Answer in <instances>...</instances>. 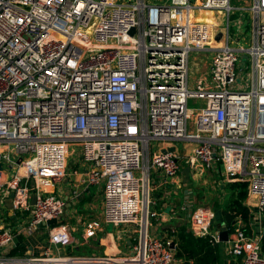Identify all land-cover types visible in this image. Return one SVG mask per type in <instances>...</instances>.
<instances>
[{
  "label": "built area",
  "instance_id": "1",
  "mask_svg": "<svg viewBox=\"0 0 264 264\" xmlns=\"http://www.w3.org/2000/svg\"><path fill=\"white\" fill-rule=\"evenodd\" d=\"M240 9L249 25L232 18ZM204 12L220 17L199 20ZM178 141L195 145L185 159L193 172L219 164L225 182H248L246 203L259 195L264 213V0H0V219L11 210L28 235L58 220L39 255L13 254L14 229L0 224V264H179L173 239L149 230L150 177L179 175L181 155L162 145ZM77 150L86 171L73 198L81 187L104 194L103 219L84 236L112 225L133 242L126 255L55 253L74 240L61 222L69 197L49 190ZM192 196L181 207L189 229L221 244L215 211ZM228 229L229 257L264 264V232Z\"/></svg>",
  "mask_w": 264,
  "mask_h": 264
},
{
  "label": "crops",
  "instance_id": "2",
  "mask_svg": "<svg viewBox=\"0 0 264 264\" xmlns=\"http://www.w3.org/2000/svg\"><path fill=\"white\" fill-rule=\"evenodd\" d=\"M245 2V7H251L253 4L251 0ZM209 18L206 19L208 22H214L216 17H220L218 13L208 14ZM164 148L170 150H176L179 155H181V165L182 168H188L192 171L190 165L186 162L187 156L191 155L192 150L194 149V144H187L185 142H174V143H163ZM220 165L214 168V171L219 173ZM86 171L85 164L82 161H78V168L70 169L68 171L69 175L65 180L58 181L55 185L50 188V192L55 193L59 197H69V204L66 207L65 213L61 218V222L69 227L73 236V244L68 247H55V253L61 255H74V256H91V255H108V256H122L126 255L131 251L132 241L129 236L121 232L119 229L110 228L105 226L104 230L99 232L96 236L91 238H85L84 230L86 223L92 219V215H83L79 214L77 210V205L79 201L75 202L73 198V191L78 188L80 184L81 175ZM207 172V171H206ZM224 182V180L222 181ZM150 183L155 187L153 192L154 205L153 209L158 212L156 218L152 219V226L150 227V233L153 235L164 236L166 238L172 239L167 233L168 230H174L177 226L181 224H188L186 220V213L181 211L183 203L186 202L187 192L191 191L192 202L196 201V192L191 187V184H188L185 181V178L180 176L177 177H166L161 171H154L150 177ZM227 184V183H226ZM82 190L81 196L78 198H89L95 194L94 187L89 188H80ZM77 199V200H78ZM103 199L104 194L102 193V209L100 211V216L97 219L102 220L104 216L103 208ZM85 201V199H81ZM248 206L251 204L249 201L246 203ZM251 219L250 222L245 221L242 218H235L234 223L231 228H243L246 232L251 235L259 236L264 232V213H260L259 208L251 204ZM9 208V207H8ZM213 209V208H212ZM220 212V211H219ZM216 213V218L220 217V229H222V223L225 222V216H222L221 212ZM8 215H7V214ZM6 217L0 219V224L4 223L6 225L10 222V226L14 229L16 237L18 235L22 236L23 241L15 243V248L12 251L15 255H23L26 251L31 250L34 254H41L44 249L49 245V232L53 225L44 226L38 229L33 234H26L22 229L23 224L20 223V220L14 217V214L11 210H7L4 213ZM229 214V213H227ZM27 215V214H26ZM24 215V216H26ZM103 215V216H102ZM215 218V219H216ZM19 219V218H18ZM215 222V220H214ZM228 225V226H230ZM213 223V231L217 232L218 227L215 229ZM226 244L221 243V255H222V264H239L241 259H229V256L226 254ZM231 258V257H230Z\"/></svg>",
  "mask_w": 264,
  "mask_h": 264
},
{
  "label": "rangeland",
  "instance_id": "3",
  "mask_svg": "<svg viewBox=\"0 0 264 264\" xmlns=\"http://www.w3.org/2000/svg\"><path fill=\"white\" fill-rule=\"evenodd\" d=\"M249 1V0H246ZM253 3V0H251ZM231 3L233 6L235 7H239V8H244L245 7V2L244 0H231ZM243 15V19L245 22H247V24L249 25L248 21H249V12L244 10V9H240V10H235V13L232 15V18L235 19L237 17H239L240 15ZM219 21H221L222 19L217 18ZM224 19V18H223ZM236 33L234 32V30L231 31V36L234 39L235 38ZM246 45H248L249 43H245ZM199 58L198 55L196 54H192L191 59H190V88H193L192 86V81H193V73L195 70V66L196 63L198 62ZM202 102L200 100H194L191 99L189 100V107L190 108H198L201 107ZM157 141H153L152 142V150L154 151L156 149V145H157ZM76 147L74 145H71V150H73V148ZM78 147H76L77 149ZM80 157V153L77 150L76 152H70L69 154V158H68V167H67V171H69L70 169H76L78 168V161H80L79 159ZM14 173V170H11V174L10 176ZM180 176L185 178V181L188 184H191V187L195 190L196 192V201H195V205L196 206H206V207H210L213 208V211L218 210L223 212V207L225 206V204L228 202L229 199V195L231 194L230 188H229V184H226L227 182H222L224 179L220 173L214 172V171H207L203 174H197L195 172H192L190 170H188V168H181L180 171ZM95 194L92 197H82L80 199L74 198L76 200H74L75 202L79 201V205H77V210L79 212V214H81V216L83 215H92V219L91 220H95L97 219V217L100 216V211H101V207H102V193H103V189L102 188H95ZM78 199V200H77ZM81 199H85V201H82ZM215 209V210H214ZM103 216V215H102ZM99 219H101V216L99 217ZM90 221V220H89ZM220 217L218 216L215 219L214 225L217 228L220 224ZM214 227V228H215ZM215 228V229H216ZM229 259H232L229 257Z\"/></svg>",
  "mask_w": 264,
  "mask_h": 264
},
{
  "label": "trees",
  "instance_id": "4",
  "mask_svg": "<svg viewBox=\"0 0 264 264\" xmlns=\"http://www.w3.org/2000/svg\"><path fill=\"white\" fill-rule=\"evenodd\" d=\"M227 184H229L231 194L228 196V202L223 207V212L220 211L222 216L229 213L232 219L238 217L250 222L252 212L246 204L248 182ZM215 211L218 214L219 209ZM231 226L229 228L232 230ZM167 233L177 245L176 257L179 264H222L221 244L217 243L213 236L197 237L191 232L188 224H181L174 230H168Z\"/></svg>",
  "mask_w": 264,
  "mask_h": 264
},
{
  "label": "water",
  "instance_id": "5",
  "mask_svg": "<svg viewBox=\"0 0 264 264\" xmlns=\"http://www.w3.org/2000/svg\"><path fill=\"white\" fill-rule=\"evenodd\" d=\"M131 33H134V29L131 31ZM3 167H2V164L0 163V171H2ZM13 196V194H12ZM35 200H36V197L34 196V201H33V204L35 203ZM249 202L251 204H254V205H258L260 203V196L259 195H254L250 198ZM58 222L57 219H53L51 221L48 222V225L51 226V225H56ZM234 223V220L231 218L230 214H226L225 216V222L222 223V229L219 233V241L222 242V243H225L229 240V229H228V225L230 224H233ZM110 228H113L112 225H108ZM23 239H22V236L18 235L16 238H15V243H19V242H22ZM172 248L175 249L176 248V243L173 242L172 244Z\"/></svg>",
  "mask_w": 264,
  "mask_h": 264
},
{
  "label": "bare ground",
  "instance_id": "6",
  "mask_svg": "<svg viewBox=\"0 0 264 264\" xmlns=\"http://www.w3.org/2000/svg\"><path fill=\"white\" fill-rule=\"evenodd\" d=\"M212 13H213V12H204L202 15H200V16L198 17V19H199V20H204V21H206V19L209 18L208 14H212ZM206 22H208V21H206ZM209 23H212V22H209Z\"/></svg>",
  "mask_w": 264,
  "mask_h": 264
}]
</instances>
